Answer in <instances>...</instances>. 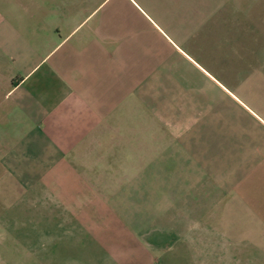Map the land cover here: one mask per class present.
I'll list each match as a JSON object with an SVG mask.
<instances>
[{
  "label": "crops",
  "instance_id": "0c3cea01",
  "mask_svg": "<svg viewBox=\"0 0 264 264\" xmlns=\"http://www.w3.org/2000/svg\"><path fill=\"white\" fill-rule=\"evenodd\" d=\"M258 3L0 0V221L34 262L264 264Z\"/></svg>",
  "mask_w": 264,
  "mask_h": 264
},
{
  "label": "rangeland",
  "instance_id": "374dc122",
  "mask_svg": "<svg viewBox=\"0 0 264 264\" xmlns=\"http://www.w3.org/2000/svg\"><path fill=\"white\" fill-rule=\"evenodd\" d=\"M259 1L261 13L264 16V0ZM250 7H247L246 14L250 13ZM1 220V216H0ZM12 224L4 225L0 221V264H40L33 261L30 256V247L20 246L18 240L14 238Z\"/></svg>",
  "mask_w": 264,
  "mask_h": 264
}]
</instances>
